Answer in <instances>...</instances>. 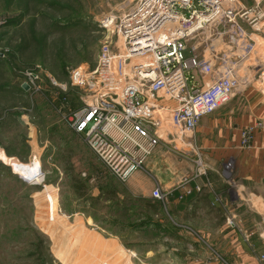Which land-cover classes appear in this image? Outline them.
I'll return each instance as SVG.
<instances>
[{"label": "rangeland", "instance_id": "rangeland-1", "mask_svg": "<svg viewBox=\"0 0 264 264\" xmlns=\"http://www.w3.org/2000/svg\"><path fill=\"white\" fill-rule=\"evenodd\" d=\"M129 1L0 0V264H102L96 260L111 249L96 232L113 222L114 229L122 226L124 244L135 236L138 245L143 232L126 231L128 224L163 223L160 214L145 217L140 200H111L128 192L127 182L99 163L63 119L82 104V92L70 86L71 71L95 69L105 37L99 22ZM23 70L38 72L37 90ZM129 207L134 216L127 221ZM76 218L95 231L94 239L81 237ZM195 218L192 225H203ZM227 218L229 229L239 231L236 219Z\"/></svg>", "mask_w": 264, "mask_h": 264}, {"label": "built area", "instance_id": "built-area-1", "mask_svg": "<svg viewBox=\"0 0 264 264\" xmlns=\"http://www.w3.org/2000/svg\"><path fill=\"white\" fill-rule=\"evenodd\" d=\"M247 16L236 0H130L124 10L100 20L105 37L95 69L71 71L70 86L82 92V104L63 119L96 160L126 183L156 147L178 151L202 117L251 80L264 83V46L239 23ZM249 24L258 31L255 22ZM205 35L227 38L229 53L222 52L217 63L186 55L188 41ZM246 59L255 60L250 78L237 73ZM21 76L38 89V72L23 70ZM162 101L171 108L161 107ZM262 126L242 132L243 148ZM171 133L172 144L165 140L173 139ZM195 164L202 172V163L195 159ZM226 167L230 179L231 164ZM151 197L163 203L166 195L155 187Z\"/></svg>", "mask_w": 264, "mask_h": 264}, {"label": "crops", "instance_id": "crops-1", "mask_svg": "<svg viewBox=\"0 0 264 264\" xmlns=\"http://www.w3.org/2000/svg\"><path fill=\"white\" fill-rule=\"evenodd\" d=\"M236 1L248 10L247 19L239 23L253 40L264 46V0ZM251 20L256 23L257 32L251 28ZM226 43V36L219 39L210 35L197 36L188 41L186 55L217 63L222 52L229 53ZM254 61L244 60L237 68L239 76L253 77ZM159 104L164 109L172 106L164 101ZM258 123L263 126L253 130L249 145L243 148L242 132ZM171 135L173 139L167 136L165 140L175 143L174 133ZM195 159L202 163L200 173ZM228 163L231 164L230 179ZM126 185L128 192L114 193L116 197L111 200H123L128 205L140 200L144 216L150 219L160 214L163 223L158 227L148 223L142 229L128 224L126 231L143 232V241L137 245L135 236L124 244L126 237L120 234L122 226L115 224V230L112 222L111 229H103L110 234L108 237L102 235L103 230L95 233L97 240L104 241L111 249L96 262L264 264V260L261 261V257L264 259V83L251 80L228 103L202 117L178 151L167 150L162 145L156 147L143 169L135 172ZM230 186L234 190L229 189ZM155 187L166 195L163 203L151 197ZM152 204L158 206L156 212ZM133 212V208L127 209V221L134 216ZM195 216L203 218V225L197 228L190 223ZM228 216L236 219L239 231L229 229ZM85 219L93 224L91 218ZM85 219L80 216L81 222ZM76 220L79 219H74L73 227H79L81 237L94 239L95 231L77 224Z\"/></svg>", "mask_w": 264, "mask_h": 264}, {"label": "bare ground", "instance_id": "bare-ground-1", "mask_svg": "<svg viewBox=\"0 0 264 264\" xmlns=\"http://www.w3.org/2000/svg\"><path fill=\"white\" fill-rule=\"evenodd\" d=\"M3 156V155H2ZM3 158V157H2ZM5 160V159H4ZM6 161V160H5ZM19 169V168H18ZM25 169H27V168H25ZM13 172V171H12ZM37 179H39V178H37ZM46 199H47V201L49 202V205L50 206H52V203H53V201H52V198H51V196H46Z\"/></svg>", "mask_w": 264, "mask_h": 264}, {"label": "trees", "instance_id": "trees-1", "mask_svg": "<svg viewBox=\"0 0 264 264\" xmlns=\"http://www.w3.org/2000/svg\"><path fill=\"white\" fill-rule=\"evenodd\" d=\"M153 212H156L158 210V206L156 204H152Z\"/></svg>", "mask_w": 264, "mask_h": 264}, {"label": "water", "instance_id": "water-1", "mask_svg": "<svg viewBox=\"0 0 264 264\" xmlns=\"http://www.w3.org/2000/svg\"><path fill=\"white\" fill-rule=\"evenodd\" d=\"M22 88H23L24 90H27V89H28L27 85H25V84L22 85Z\"/></svg>", "mask_w": 264, "mask_h": 264}]
</instances>
